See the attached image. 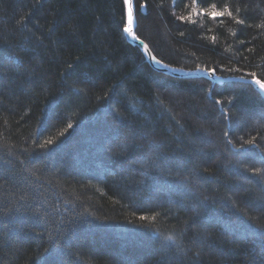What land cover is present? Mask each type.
Here are the masks:
<instances>
[{
	"label": "trees",
	"instance_id": "trees-1",
	"mask_svg": "<svg viewBox=\"0 0 264 264\" xmlns=\"http://www.w3.org/2000/svg\"><path fill=\"white\" fill-rule=\"evenodd\" d=\"M133 3L160 62L264 82V0ZM126 18L0 0V264H264V99L155 71Z\"/></svg>",
	"mask_w": 264,
	"mask_h": 264
},
{
	"label": "water",
	"instance_id": "water-1",
	"mask_svg": "<svg viewBox=\"0 0 264 264\" xmlns=\"http://www.w3.org/2000/svg\"><path fill=\"white\" fill-rule=\"evenodd\" d=\"M132 4H133V17H134L133 34L130 35L124 31L125 38L129 43L141 48L146 61L155 71L163 73L171 77H177V78H205L209 80L212 85L214 84L221 85L225 82H240V83L249 84V85H252L255 88V90L260 94V96L264 99V91H262L258 85L254 84L252 82V79L235 78V77L222 78V77L216 76L215 73L209 74L210 71H203V70H198V69L193 70V71H187V70L170 67L162 62H160L159 64L156 63L157 59L152 55L148 47L143 42L138 40L134 34L135 15H134L133 0H132ZM126 17H127V6H126ZM126 25H127V18H126ZM133 36H135V38H133Z\"/></svg>",
	"mask_w": 264,
	"mask_h": 264
},
{
	"label": "snow or ice",
	"instance_id": "snow-or-ice-1",
	"mask_svg": "<svg viewBox=\"0 0 264 264\" xmlns=\"http://www.w3.org/2000/svg\"><path fill=\"white\" fill-rule=\"evenodd\" d=\"M124 4L127 6V25L124 27V31L130 35L133 34V23H134V17H133V4L132 0H124ZM146 5H141V7H145ZM215 6H213L214 8ZM227 11V9H225ZM225 12H217V11H212L208 13L211 17L215 18L216 16H223ZM228 15L231 16V12H228ZM180 19H184L183 17H180ZM237 23H243V21H237ZM135 38V36H133ZM156 63H160L159 60L156 61ZM209 74H214V70H211ZM252 76V82L256 85L259 86V88L264 91V82H261L260 79H257L255 76V73L250 74ZM231 102V101H229ZM217 103H220V101H217ZM71 127V125H69ZM46 143L51 144L52 141H47ZM248 144H253V140H248L246 141ZM141 219H144V217H141ZM168 240H173V237L169 236L167 237Z\"/></svg>",
	"mask_w": 264,
	"mask_h": 264
}]
</instances>
